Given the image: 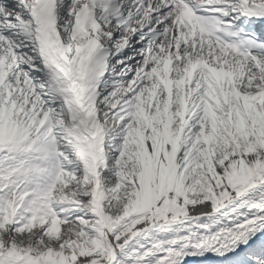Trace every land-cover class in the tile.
Returning a JSON list of instances; mask_svg holds the SVG:
<instances>
[{
	"label": "snow or ice",
	"instance_id": "snow-or-ice-1",
	"mask_svg": "<svg viewBox=\"0 0 264 264\" xmlns=\"http://www.w3.org/2000/svg\"><path fill=\"white\" fill-rule=\"evenodd\" d=\"M0 264H264V0H0Z\"/></svg>",
	"mask_w": 264,
	"mask_h": 264
}]
</instances>
